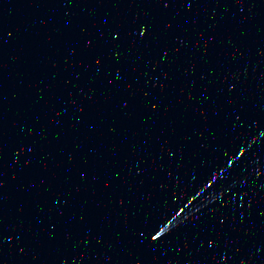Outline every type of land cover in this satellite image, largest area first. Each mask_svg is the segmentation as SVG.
<instances>
[{
	"label": "water",
	"instance_id": "water-1",
	"mask_svg": "<svg viewBox=\"0 0 264 264\" xmlns=\"http://www.w3.org/2000/svg\"><path fill=\"white\" fill-rule=\"evenodd\" d=\"M0 264H264V0H0Z\"/></svg>",
	"mask_w": 264,
	"mask_h": 264
}]
</instances>
